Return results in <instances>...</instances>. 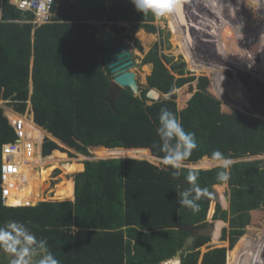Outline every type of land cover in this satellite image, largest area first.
<instances>
[{
    "label": "trees",
    "instance_id": "trees-1",
    "mask_svg": "<svg viewBox=\"0 0 264 264\" xmlns=\"http://www.w3.org/2000/svg\"><path fill=\"white\" fill-rule=\"evenodd\" d=\"M184 2L187 0H178L169 24L198 17L199 8L192 5L187 11ZM56 4L51 22L34 29L31 12L19 10L10 0H0V103L7 102L12 109H7V120L0 109V166L2 146L17 140L10 121H21L27 102L31 105L28 128L20 122L25 142L23 155L14 162L11 173L17 179V188L9 198L13 206H5L0 194V226L10 221L23 223L38 240H47L60 264H264V220L261 226H251L253 236L243 237L252 220L250 212L254 211L256 224L262 220L258 209L264 202V159L238 161L264 156V120L258 114L244 113L235 121L223 110L214 109L215 103L211 106L209 101V94L217 95L209 91L215 87L213 80L207 93L192 94L179 108L176 89L196 80L205 84L204 88L207 83L201 80L202 75L183 78L185 64L162 57L157 44L142 59L143 65L152 67L146 89L139 95L124 89L115 111L111 110L105 101L112 79L103 60L108 50L98 35L108 28L119 45L127 39L142 52L133 32L142 28L146 33L140 32V38L155 33V18L142 16L130 0H55ZM92 22L102 24L92 26ZM120 22L128 23L131 31L125 33L127 28ZM193 41L186 43L182 38L178 42V52L190 63L189 44ZM218 45L215 49L225 55ZM222 88L233 99L219 88L220 99L253 107L235 90ZM150 90L161 97L147 104ZM254 101L263 102L258 97ZM162 108L175 113L184 129L195 133L198 148L184 165L212 163L208 158L217 150L235 161L228 170V202L219 186L225 183L217 179L221 170L217 167H183L180 175L173 177L159 161L115 158L75 162L72 201L25 206L38 201L39 185L55 170L51 164L60 161L49 158H68L59 146L83 158L89 157L90 151L99 157L162 156L156 134ZM41 139L39 155L35 141ZM189 171L198 172V184L206 190L195 213L178 202ZM1 185L0 175V189ZM217 197L220 201H213ZM255 230L259 231L258 242ZM212 239L228 246L208 245ZM177 251H181L180 260L174 258ZM10 259L0 251V264H10Z\"/></svg>",
    "mask_w": 264,
    "mask_h": 264
},
{
    "label": "rangeland",
    "instance_id": "rangeland-1",
    "mask_svg": "<svg viewBox=\"0 0 264 264\" xmlns=\"http://www.w3.org/2000/svg\"><path fill=\"white\" fill-rule=\"evenodd\" d=\"M10 2H12V0H10ZM221 2L226 5L230 4L235 11L232 14H229L228 8L225 7L224 11L222 12L219 5L215 3V0H187V2H184V7L185 9H187V11L192 10V5L195 7V9L199 8V15L197 18L194 17V19L192 20L188 17L190 22L179 24L173 22L169 24L168 17L162 18L160 20L155 19L153 24L156 26V32L149 34L146 38H140L139 36L140 32L146 33L142 28L134 30L133 37L134 39L139 41L142 47V52H139L134 44H132V42H129L127 39L123 40V44H127L128 50L132 54L131 59L133 61V66L130 67L129 70L136 74V81L139 86L138 95L142 90L146 89V78L150 75L152 70L150 64H142V59L146 55V53H148L151 47L154 44H157L159 54L162 57L165 56L171 59L172 63L183 62L185 64V75L183 76V78L190 77V74L195 77H199L202 75L201 80L204 83H207L206 88H204L203 86L205 84L199 83L200 81L197 83L196 80L191 84V86L184 84L181 88L176 89V102L179 108L185 106L186 102L192 94L200 93V91L207 93L211 80H213L215 83V87H211L212 89L209 91L212 92L213 95L215 94V92H217V95H214V97H212L209 94V101L211 106L215 103V106H212L214 109L223 110L230 115L232 120L235 121H237L238 118H242L243 116H245L244 113L258 114L259 117L264 120V118L260 116V114L264 115V0H221ZM51 15H53V13ZM237 18L240 20V22L238 23H236ZM50 22L51 21H49L48 23ZM101 24L102 22H100V25ZM119 24L127 28L125 33H129L131 31L128 23L120 22ZM171 29L173 30V32ZM107 30L109 31L108 28L103 29L100 34ZM210 30L212 32H216L215 35L209 34ZM192 33L195 34V38L190 37ZM111 35L114 41H116L115 43H117L118 41L116 40L115 35L112 33ZM182 38L186 43L194 40L193 43L189 44L190 52L192 55L191 63L186 60L183 54L178 52V42H180ZM255 38H258L259 40H255ZM217 43L219 44L218 49L222 51V54L225 55H221V53H218V51L215 49V47L217 48ZM117 46H120L119 43L115 44V47ZM163 59L164 58H162V60ZM196 65L200 66L199 71L193 69V67H195ZM167 68L171 72L170 65H167ZM171 73L173 74V72ZM223 78L229 79L224 80ZM175 79H180V76L175 75ZM197 84H199V86H196ZM222 85L231 90H235L240 94V97L241 95H243L246 100L245 102L248 105H252L254 108L251 106L240 105V103H236L235 101L228 103V101L220 99L221 97L218 96L219 88L222 90L225 96L233 99L229 91L224 92ZM146 97L148 99L146 103L151 104L152 100L148 97V93L146 94ZM228 97L226 99H228ZM255 97H258L263 102L259 103L258 101H254ZM241 99L242 102L244 98ZM217 102H222L223 105L218 106L216 105ZM28 103L30 104V102H27L25 114L21 121H19L22 122L23 120L26 128H28L27 116L31 111V105H29ZM10 108L11 107L7 104V102L0 103V109H2L3 115L5 116L6 120L9 116L7 109L12 110ZM44 137H46V135ZM59 147L67 151L63 153H65L68 158L66 160H61V158H51L54 160L60 159V161L58 164H51V167H53L55 170L45 180L44 183L39 185L40 193L38 201H36L34 205L29 206H35L39 202L45 201L63 200L70 198L72 199L74 177L77 174V172H74L75 162L82 163V161L86 160L97 161L100 159H115L114 157H122L121 155L99 157L96 153L90 151V156L83 158L82 156L77 155L73 150L65 149L63 148V146ZM59 152L62 153V151ZM69 154H72V156ZM131 157H133V159L137 158L141 160H153V158L148 156H146V158H139L137 154L131 155ZM246 159H254L253 161H255L264 159V156L259 158L254 157ZM242 160L245 159H241L238 161ZM56 166L57 168H55ZM213 166L214 165H212V163L203 162L196 164L193 168L191 164L184 165V167L190 169H195L197 167H200L201 169H207V167ZM37 170H39V168H37ZM227 186L229 187L228 183L222 186L224 191L223 195L225 194V196H227V190H229L227 189ZM5 206L12 205L9 204ZM221 207L223 209H226L224 208L222 203ZM258 211L262 215V220L256 224L253 218L254 211L252 213L250 212L252 220L249 228L246 229V234L243 236L244 238L250 237V235L253 236V232H251L250 230L251 226L258 225L259 223L261 226V222L264 220V202L262 203V205H260ZM258 233L259 231L255 230L254 237L257 242ZM241 240L242 238L239 239L237 244ZM237 244L234 247H236ZM208 245L228 246V243L221 242L219 241V239L215 241H213L212 239L208 243ZM204 248L205 247H202V251ZM232 250H230V252ZM38 258L39 257H36V259ZM161 264L164 263L162 262Z\"/></svg>",
    "mask_w": 264,
    "mask_h": 264
},
{
    "label": "clouds",
    "instance_id": "clouds-1",
    "mask_svg": "<svg viewBox=\"0 0 264 264\" xmlns=\"http://www.w3.org/2000/svg\"><path fill=\"white\" fill-rule=\"evenodd\" d=\"M135 10L142 16L151 15L156 20L169 17L179 6L178 0H130ZM222 12L227 7L229 14L235 10L230 4L226 5L221 0H215ZM158 147L163 153L159 157L164 171H168L173 177L180 175L179 170L184 167L186 161L198 148L195 133L186 131L175 113L162 108L156 127ZM215 167L221 169L217 172V179L225 184L230 179L229 169L233 164L231 158L226 157L220 151H214L208 158ZM199 174L189 171L186 176L187 186L179 193V205L198 212V201L205 195L206 190L198 184ZM0 251L7 254L10 264H60L47 245V240L37 239L23 223L10 221L0 226ZM36 257H39L36 259Z\"/></svg>",
    "mask_w": 264,
    "mask_h": 264
},
{
    "label": "built area",
    "instance_id": "built-area-1",
    "mask_svg": "<svg viewBox=\"0 0 264 264\" xmlns=\"http://www.w3.org/2000/svg\"><path fill=\"white\" fill-rule=\"evenodd\" d=\"M55 0H12V3L21 10L31 11L35 14L36 21L46 23L49 20ZM17 136V140L13 143L2 146L1 149V199L4 205H9V198L11 193L17 188V179L14 178L11 173L14 170V162L19 161L23 155V143L25 137V131L23 123L10 121ZM40 141H35L36 149L40 155ZM25 204H29L25 201Z\"/></svg>",
    "mask_w": 264,
    "mask_h": 264
},
{
    "label": "water",
    "instance_id": "water-1",
    "mask_svg": "<svg viewBox=\"0 0 264 264\" xmlns=\"http://www.w3.org/2000/svg\"><path fill=\"white\" fill-rule=\"evenodd\" d=\"M95 25H98V23L93 22L92 26ZM98 39L104 45L105 49L108 50L103 55V60L110 69V72L112 74V80L110 82V86L107 95L105 97V101L109 104L111 110L115 111V103L124 89L126 88L130 89L135 95H138L139 93V86L136 81V74L129 70L130 69L129 67H131L133 63L131 59L132 54L128 50V46L125 43L115 47L114 41L108 31L102 33L98 37ZM157 96L158 94L155 91L148 92V97L151 99H157ZM114 158H124V157H114ZM158 161L160 160L158 159ZM212 192H214V189H212ZM214 200L216 202L219 201L218 197L216 199L213 198V201ZM180 254L181 251H177L174 258L176 257L177 260H180L181 258Z\"/></svg>",
    "mask_w": 264,
    "mask_h": 264
},
{
    "label": "bare ground",
    "instance_id": "bare-ground-1",
    "mask_svg": "<svg viewBox=\"0 0 264 264\" xmlns=\"http://www.w3.org/2000/svg\"><path fill=\"white\" fill-rule=\"evenodd\" d=\"M11 3H12V2H11ZM12 4H13V3H12ZM13 5H14V4H13ZM57 5H58V4L55 5V2H54L53 7L55 6V7L57 8V7H58ZM14 6H15V5H14ZM15 7L18 8L17 6H15ZM18 9H19V8H18ZM19 10H21V9H19ZM21 11H24V12H31V11H26V10H21ZM31 13L33 14V19H32L30 22L33 24L34 29H36V27H38V26H40V25H42V24H47L49 21H51V20H50V17H51L52 11H51V14H50V16H49V20H48V22H46V23H41V24H39V23L36 21L35 14H34L33 12H31ZM97 23H98V25H100V22H97ZM258 24H259V23H258ZM107 31H108V30H107ZM107 31H104V32H107ZM104 32H102V33H104ZM108 32H109V31H108ZM102 33H101V34H102ZM109 33H110V32H109ZM101 34H100V35H101ZM100 35H99V36H100ZM99 36H98V37H99ZM110 36L112 37L111 33H110ZM112 39H113V37H112ZM113 41H114V39H113ZM114 44H116L115 41H114ZM125 44H126V43H125ZM258 52H259V51H258ZM226 53H227V52H226ZM111 80H112V79H111ZM150 91H155V92H157L156 90H150ZM150 91H149V92H150ZM157 94H158V96H157V99H158V98L160 97V96H159L160 93L157 92ZM157 99H151V100H157ZM143 154H144V153H143ZM145 154H146V153H145ZM147 156L153 158V160H155V161H157V160L159 159V158L156 159L157 157L154 158V157H152V156L149 155V154H147ZM257 158H259V157H257ZM49 159H51V158H49ZM195 165H196V164H191V166H193V167H195ZM0 167H1V166H0ZM195 169H201V168L199 167V168H195ZM12 206H13V205H12ZM25 206H29V205H25Z\"/></svg>",
    "mask_w": 264,
    "mask_h": 264
},
{
    "label": "crops",
    "instance_id": "crops-1",
    "mask_svg": "<svg viewBox=\"0 0 264 264\" xmlns=\"http://www.w3.org/2000/svg\"><path fill=\"white\" fill-rule=\"evenodd\" d=\"M140 154H143V153H140ZM145 154V153H144ZM138 155V154H137ZM146 155H147V153H146ZM122 157H124V158H130L131 157V155L130 156H122ZM132 159H133V157H131ZM146 158V157H145ZM137 159V158H136ZM254 159H245V160H242V161H253ZM234 163V162H233ZM212 165H214L213 163H212ZM213 167H215V166H213ZM213 167H207V169H210V168H213ZM192 168H193V166H192ZM197 168H199V167H197ZM205 169V168H204ZM223 185H225V184H223ZM223 185H219V186H223ZM227 189H229V187L227 186ZM216 186H214V192L216 193ZM228 191V194H227V196H225V194L223 195V197L226 199V201L228 202L229 201V190H227ZM67 200H73V198L71 199H67ZM219 201H220V199H219Z\"/></svg>",
    "mask_w": 264,
    "mask_h": 264
},
{
    "label": "flooded vegetation",
    "instance_id": "flooded-vegetation-1",
    "mask_svg": "<svg viewBox=\"0 0 264 264\" xmlns=\"http://www.w3.org/2000/svg\"><path fill=\"white\" fill-rule=\"evenodd\" d=\"M116 42V41H115ZM119 42H117L116 44H118ZM133 62V61H132ZM133 66V63H132V65H131V67ZM130 68V67H129Z\"/></svg>",
    "mask_w": 264,
    "mask_h": 264
}]
</instances>
